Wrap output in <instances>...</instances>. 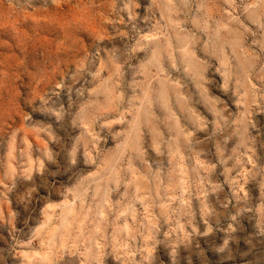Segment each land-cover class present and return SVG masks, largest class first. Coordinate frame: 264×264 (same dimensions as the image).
Masks as SVG:
<instances>
[{"label": "rangeland", "instance_id": "1", "mask_svg": "<svg viewBox=\"0 0 264 264\" xmlns=\"http://www.w3.org/2000/svg\"><path fill=\"white\" fill-rule=\"evenodd\" d=\"M0 264H264V0H0Z\"/></svg>", "mask_w": 264, "mask_h": 264}]
</instances>
